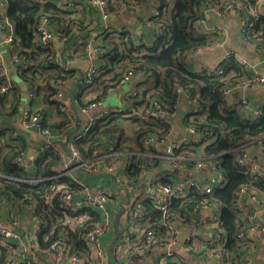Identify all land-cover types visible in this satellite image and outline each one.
<instances>
[{
  "label": "trees",
  "instance_id": "trees-1",
  "mask_svg": "<svg viewBox=\"0 0 264 264\" xmlns=\"http://www.w3.org/2000/svg\"><path fill=\"white\" fill-rule=\"evenodd\" d=\"M0 1L6 5V12L4 10L1 12V18L6 19L12 26L14 38L12 52L19 57L26 56L29 61L35 59V53L46 54L44 56L46 61L41 62V66L46 63V67L41 69L47 71L48 78L44 80L29 73L34 66L23 69L20 74L22 78L29 74L27 80L35 90L36 98L41 96L57 109V119L53 123H45V126L54 134L58 133L62 136L61 141H56L55 145L65 143V138L68 136V140L79 153L80 161L87 163L92 159L95 160V152L102 145L106 148L113 144L114 154L104 163L110 166L125 158L126 165L123 173L131 184L139 182L141 167H144L148 173L158 169L150 180L151 184L158 183L170 187L177 183L171 180V177L175 178L172 170L183 167L191 170L201 165L210 167L213 162H216L223 182L221 186H213L209 194L191 186L184 198L169 200L165 214L156 208L153 199L140 198L137 195L134 196V205L138 204L139 208L135 210L134 215L146 224L144 230H153L159 236L160 239L156 240L152 248L158 247L164 250L162 247L167 239L165 227L162 225L164 219H170L172 215H176L183 219L182 223H186L189 222L191 214L201 211L203 207H216L220 237L224 239L222 249L231 264L232 260L236 261V264H244L246 248L238 235L245 234L252 222L259 221L256 220L255 207L246 203L245 199L248 196L237 203V195L240 190L244 189L249 196L253 191L252 194L256 195L257 201L264 197V172L258 175L251 173L248 170L249 167L240 163L239 159L246 153L247 148L264 142V106L260 107L261 115L257 118L253 113L244 110L245 106L242 103L231 105L228 103V97L222 95L223 89L251 78H247L246 70L239 67L237 63L224 66L223 78L218 80L206 73L196 75L189 72L182 59L187 53L210 44L207 38L196 34L193 27L202 17L204 6L220 8L224 4L231 3L233 7L241 8L250 3V0H101L106 12H111L122 5H130L132 1L156 2L158 11L148 22L157 26L160 36L154 39L149 47L135 43L131 36L120 44L113 39L105 40L104 49L110 50L111 60L115 61L119 56L120 60L124 59L123 53L129 57L133 53H142L137 58L136 56L133 59L130 58V65L123 74L128 70L143 74L146 78V88L141 97L135 96L127 99V103L129 102L127 113H124L130 115L127 126L122 127L116 116L110 120H96L90 133L80 138H78V132L71 134L74 118L58 110L59 106L65 105L60 99H56L59 92L56 84L58 82L63 84L69 78L70 72L53 65L54 57L50 58L48 48L43 50L44 47L34 36V29L40 21L46 20L50 25L57 26L58 35L73 37L72 34L75 33L73 31L77 28L78 31L83 32L87 27L76 20V13L73 14L68 9V5L57 6L48 0L41 2L34 0ZM90 5L91 10L94 9L97 12L96 7L91 3ZM256 26L257 24L253 31ZM75 37L79 35L76 34ZM120 46H123L121 52ZM143 49L144 52H141ZM35 50L36 52L32 53ZM104 56L109 55L104 54ZM32 65L36 64L32 63ZM99 76L93 79V84L98 81ZM39 80L44 84L42 85ZM9 84L12 86L8 79L0 76V91ZM98 98L100 96L89 102H82L81 109H86L91 103L100 101ZM20 101L13 87L0 94V116L15 117L18 114ZM181 101L188 106L184 127L193 128L196 133L210 137V139L213 138V140L205 145H197L186 150L177 148L170 158H159L157 157L159 146L144 147L143 139L154 136L158 142L167 140L172 135L169 119L176 115L177 105ZM154 102L162 104V114L159 116L146 115ZM33 105L37 110V103ZM38 113L44 118L40 110ZM131 129L132 135H129V138L134 143L132 148L125 147L124 139L120 137ZM115 137H118L117 141L112 142ZM24 143L19 134L13 136L11 130H0V211L7 208L16 209L17 212V207L23 204L33 205V213L39 219L41 228L37 234L40 248H46L52 240H55L62 232H66L71 253L78 257H85L88 251L80 233L97 222L98 215L95 210L88 208L87 220L82 225L70 229L67 224H64V217L56 211L57 188L60 186L75 188L76 184L68 177L51 178L54 174L53 168L61 162L65 154L61 148L59 151L48 148L38 154L34 161L33 171H31L21 165L22 155L26 151ZM107 152L106 148L105 154ZM28 178L41 181L27 183L24 180ZM184 180L186 179L180 181ZM255 205L257 206L256 203ZM15 217L11 215V220ZM248 245L253 246L252 243L246 242V246ZM13 248L14 246L10 244L0 248V264H7L10 250ZM163 254L162 252L158 256Z\"/></svg>",
  "mask_w": 264,
  "mask_h": 264
},
{
  "label": "crops",
  "instance_id": "crops-1",
  "mask_svg": "<svg viewBox=\"0 0 264 264\" xmlns=\"http://www.w3.org/2000/svg\"><path fill=\"white\" fill-rule=\"evenodd\" d=\"M48 1L53 2L57 6L67 5V0ZM71 1H76L75 3H78V6L74 8L68 7V9H70L73 14L76 13V20L81 22L82 25L85 24L87 28L83 32L78 31V28L73 31L79 35L77 38L75 37V33L72 34L73 37H62L57 34V26L50 25L55 32V36L50 42L48 48L51 54L50 58L54 57L53 61L59 62L62 66L61 69H65L70 72L69 78L62 84L61 91L63 95L61 102L71 110L72 114L73 105L77 110L78 121L76 122L73 114L74 123L71 128V134L80 132L85 124L89 122L90 118L99 117L105 112L110 114V117L108 116V120L116 116L118 118V123H120L122 127L127 126V123L129 122L128 119L130 118V115L124 114L127 113V106L129 103H127V99L129 97H135L132 96V93L136 91L141 92L140 94H137L136 97H141L146 88V78L143 74L134 72L128 82L119 83L120 77L130 65V58L133 59L134 53L133 55L130 54L131 57L123 53L124 59L120 60L121 57L119 56L116 59L117 62L116 60H111L110 50L104 49V44H106L105 40L107 38L108 40L113 39L116 43L119 42L120 44L122 41L125 42L129 38L128 36L132 35L135 43L143 45V47H149L152 44V41L160 36V30L157 26H153L148 22L151 17L156 15L158 11V4L151 1L147 3L139 2L136 6L122 5L111 12H107L108 19L104 21L102 19L101 12L98 10L95 12L94 9L91 10L90 0ZM232 5L233 4L231 3L224 4L220 8L204 6L202 17L200 18L201 20L199 19L193 27L195 33L199 36L207 38L210 41V44L184 55L182 59L183 64L189 72L196 75H202L208 68L219 64L224 67L237 63L240 67L241 65L238 63V59L242 58L248 62L249 67L251 68L246 70L247 78L255 75L264 78V1L258 3L257 0H250V3L246 6H241V8L236 6L234 9H231ZM95 7L97 9V6ZM251 9H254L255 14H258L261 17L257 22L255 30L250 33L248 42H244L241 38L240 32L242 23L241 18L242 15L248 14ZM4 11L6 12V8ZM2 21L9 25L5 31H3V34L13 37L12 26L10 23L3 18ZM106 29H111V32H107ZM124 30H126V33L119 32ZM152 36L154 37L153 39ZM91 39L96 40L94 44L103 48V54H97L87 49V45L91 43ZM122 48L123 46L119 47L120 52ZM43 50H45V48ZM33 52H36V50L32 51V53ZM141 52H144V49ZM104 54L109 56L105 57ZM12 55H16V53H13L12 50L8 52L5 50L4 46H0V56L3 64L5 65L7 79L12 84L13 89L18 93L21 101L18 106V114L15 117L0 116V130L8 129L13 132H17L21 136L26 146V151L22 155L23 158H21L22 163L26 168L33 171L34 161L48 142L44 136H41L37 132H24L20 127L19 115L25 109V102L28 100V91L30 88H33L29 80H27L29 74L25 78H22L20 73L25 66H28V68L34 66L33 70H29V73H33L37 75L38 78H43L44 80L46 77L48 78L47 71L41 69H45L46 67V63L41 66V62L46 61V58H44L46 54L35 53V59L33 61H29L28 58L24 56V61H20L18 59L19 61L17 63H13ZM227 55L229 58H227ZM32 63L36 65H32ZM93 66L98 67L99 74L97 76H100L98 77V81L95 82L91 88H88L89 86L83 85V79L86 77L89 69ZM55 67L60 68L58 65H55ZM141 76L143 77L142 79H140ZM40 83L42 85L44 84L43 81H40ZM97 96H100L98 100H100L99 102H101V104L87 112H84V109H81V103L89 102ZM227 99L228 103L231 105L238 104V102L241 103L243 100H246L250 103L249 112H251V110L252 112L257 111L261 106H264V83L255 84L254 86H249L243 89L238 88L233 90ZM35 105L37 111L40 110L43 113V119L47 122L53 123V121L57 119V109H55L54 106H51V104L45 101V99L41 98V96L35 99ZM245 109L247 110L246 107H244V110ZM187 113L188 106L184 101H181L177 105L176 115L169 119L172 129L171 136L175 140L186 139V127H184V121ZM129 131L120 137L122 140L124 139L125 147L132 148L134 143L132 139L129 138V135H132V129ZM61 139L62 136L55 133L54 140L60 142ZM67 139L68 136L65 140ZM117 139L118 137H115L112 139V142L117 141ZM62 144L63 143H61V145ZM106 148L107 150L109 149L108 146ZM106 148H103L102 145V147L95 152L94 162L99 167V170L96 173L85 177V184L90 187L95 185L102 186L112 189L115 192L114 203L109 204L107 207L109 214L113 216V224L115 215L121 209L120 207L122 205L125 207V212L121 216H118V228L121 230V240L119 239L118 241V248H120V251H115L118 264H156L158 255L163 252V250L158 249V247L150 249L145 256H136L133 259H127L126 254L129 250L134 249V247L140 243L141 233L146 227V224L143 223L137 215H134V196L139 195L140 198H145L153 185L150 183V180L153 175L158 172V169L147 173V175H144L143 177L139 176V182L137 181L132 184L134 187L133 191L128 192L124 185H115L112 181L111 175L102 170V157L105 155ZM165 148L166 144L159 145L157 151L160 155L164 153ZM252 149L255 150L253 157H251V153H249ZM64 154L65 156H62L61 161L66 162L70 158V154L67 155L65 152ZM245 154L248 161L264 162V158L262 160L259 158L260 154L264 155V148L260 145L249 147ZM117 170L119 173H122L120 168ZM172 172L174 173L175 178L171 177V180L174 183L183 179L192 178L199 183L206 184L214 174L211 170V166L209 167V165H201L197 168V170L195 168L191 170H187L184 167L177 168L172 170ZM245 200H247L246 203H250L252 204L251 206L255 207L256 220L263 226L262 230H258L253 233V237L256 238L258 242L254 251L249 256L253 264H264V239L261 236L262 231L264 230V221L260 217L264 215V211L261 209L260 205L258 206V204L264 203V197L259 199L260 202H255L257 206L250 200V198H246ZM6 209L7 208L2 211L3 218H7ZM33 209L34 206L30 204H23L17 207V212L16 209H7L9 210L8 214H10V219L11 215L16 216L14 220H18V230L25 237V244L28 243V240L37 241V234L41 231L39 219L34 215ZM248 209L251 211L250 207ZM213 212V209H202L201 211L196 212L201 215V220L194 221L190 219L189 222L186 223H177L176 229L178 237L181 239L188 236H191L194 239L206 237L205 233L209 234V231L200 227L199 224L200 221L211 218ZM132 215L134 216L131 217ZM34 217L36 220L33 219ZM0 224L2 227H9V222L7 220H1ZM113 224L109 227L103 238V246L105 249L115 235ZM62 234L63 233L60 235ZM126 236L128 238L125 241L124 238ZM178 253L182 255L180 258H187L186 264H212L203 256L192 259L185 254L183 255L182 248H178ZM38 256L46 264H57L53 253H40ZM178 261L179 257H176L175 259L168 260L167 264H174V262L177 264ZM232 264H236V261L232 260Z\"/></svg>",
  "mask_w": 264,
  "mask_h": 264
},
{
  "label": "built area",
  "instance_id": "built-area-1",
  "mask_svg": "<svg viewBox=\"0 0 264 264\" xmlns=\"http://www.w3.org/2000/svg\"><path fill=\"white\" fill-rule=\"evenodd\" d=\"M41 1V0H34ZM44 1V0H42ZM92 5L97 6V10L101 12L102 19L106 21L108 19V14L104 9V3L101 0H90ZM264 0H257L258 3L263 2ZM67 5L70 8H74L78 6L76 1L67 0ZM60 4V3H59ZM138 3L136 1H132L130 5L136 6ZM6 8L4 2L0 1V33H1V45L5 47V50L10 52L12 50V42L14 38L10 35H4L3 31L9 26L6 22L2 21L1 12ZM235 7H231L234 9ZM203 13V12H202ZM260 15L255 14L254 9L249 10L248 14L242 15V23H241V38L244 42H248L249 35L253 31V28L257 24L260 19ZM201 20V19H200ZM107 32H111V29H106ZM122 33H126V30L119 31ZM129 33V32H127ZM34 36L37 38L39 43L44 46V48H49V44L55 36V32L50 26V24L46 20L40 21L34 29ZM154 37L152 36V39ZM131 39L133 37L131 35ZM93 42V43H92ZM96 40L91 39V43L87 45V49L89 51L95 52L97 54H102L103 49L94 44ZM142 53H134V57H139ZM227 58L228 55H227ZM24 61V57L12 55L13 63H17L19 60ZM238 63L245 69H251L246 60L240 58L238 59ZM55 65H58L60 68L62 67L59 62L54 61ZM28 66H25L24 69H27ZM205 73L210 77L216 78L218 80L223 78L224 69L221 64L215 65L213 67L208 68ZM99 74V70L97 66H93L89 69L86 74V77L83 79L84 86H91L93 84V79ZM134 71L128 70L126 71L119 80V83H126L130 80ZM0 76L5 77L7 79V75L5 72V65L3 64L2 58L0 56ZM264 83V78L260 76H252L247 81H242L235 85L229 86L222 90V95L228 97L229 94L238 88H247L249 86H254L255 84ZM12 86L7 85V87L3 88L0 91V94L5 93ZM56 87L59 88V92L57 93V100L62 99V84L57 83ZM140 91H136L132 93V96H137L140 94ZM28 100L25 102V109L19 115V122L22 131L24 132H37L41 136H44L47 139L46 146L40 151H45L48 148L53 149L54 151H59L61 146L55 145L56 140H54V133L45 126L47 123L43 117L40 116L33 104H35V90L30 88L27 93ZM249 111L250 103L246 100L241 102ZM101 102L96 101L91 103L84 112H87L96 106H99ZM59 110L73 117V114L70 109L65 106H59ZM162 104L158 102H154L150 109L147 111L146 115L150 116H159L162 114ZM257 118L261 115V109L252 112ZM108 112H105L103 115L90 118L89 122L85 124V126L78 132V138L81 136H85L90 133L95 125L96 120H106L110 116ZM109 116V117H108ZM186 132L190 133L192 137L199 136V139L196 137L193 139H181L174 140L172 143L166 145L165 151L163 154L157 155L159 158H170L172 152L179 149H188L190 147H195L197 145H205L213 140L210 137H205L204 135H200L196 133L193 128L186 129ZM17 132H13V136H17ZM169 139V138H168ZM168 139L165 141L158 142L156 137L148 136L143 139V146L149 147L154 145L166 144ZM261 147L264 148V142H261ZM252 147V146H251ZM67 152L70 154V158L68 161H61L56 167L53 168L54 174L51 179H59L62 177L70 178L75 184V188H69L66 186H60L57 188V197H56V211L60 215H62L65 219L64 224H67L70 229H73L74 226H80L84 221L87 220L86 211L87 209L95 210L98 215L99 220L94 222L90 227H87L80 233V237L82 241L85 243L88 254L85 257H78L75 254L71 253V247L68 242V234L66 232H62L63 234L52 240L49 245L42 249L40 248L38 242L36 240H28L27 244L24 243L25 237L18 230L19 223L18 220H11L10 214L6 209V217H2V211H0V222L1 220H7L9 222V227H2L0 224V248L7 246H14L10 251V255L8 258L7 264H46L38 255L40 253L52 254L55 257V261L57 264H106V249L103 246V237L110 226L113 224V216L109 214L107 207L109 204H113L115 200V192L112 189H108L102 186L95 185L90 187L85 184V177L96 173L99 170V167L92 159L91 161L85 163L80 161V156L78 151L73 146L72 142H67L66 144ZM248 149V148H247ZM114 145L111 144L109 146L108 152L102 157L103 163L109 157H111L114 153ZM19 161V160H18ZM21 162V161H19ZM240 163L246 164L249 167V171L253 174H261L264 172V162L257 161H248L246 154H243V157L239 159ZM22 166L23 163H21ZM126 165V159L119 160L110 166H107L105 163L102 167V170L112 177V181L115 185L120 186L124 185L125 189L128 192L133 191V185L127 181L125 178V174L123 173ZM25 167V166H24ZM26 168V167H25ZM120 168L122 173H119L117 170ZM198 167L195 169L197 170ZM211 170L214 172L212 177L207 181L206 184L199 183L194 179H186L184 181L177 182L173 184V186L167 187L160 184L152 185V189L145 196V198L153 199L154 205L158 210L165 214L167 212V203L171 198L180 199L184 198L188 193V188L194 186L195 188L201 190L205 194H209L212 190L213 186H221L223 182V177L221 172L219 171L218 164L213 162L211 164ZM148 172L144 167H141L140 177H143ZM27 183H36L41 181L40 179L28 178L24 180ZM253 192V191H252ZM249 194L244 191V189L240 190L237 195V203L244 197L250 198L251 201L257 202V198L255 194ZM260 202V201H259ZM135 210L139 208L138 204L135 203ZM261 209L264 211V203L260 204ZM213 209L214 212L212 217L203 221H200L199 226L205 230L209 231L205 233L206 237L201 239H194L191 236H188L184 239H181L177 235L176 224L183 221L182 218L176 215H172L170 219H164L162 221V225L165 227V234L167 235V239L165 240V244L163 245V255L158 256L156 260V264H167V261L170 259H175L179 257V261L177 264H186L187 258H180L182 255L178 253V248H182V254L188 256L189 258L196 259L199 256H203L205 259L209 260L212 264H231V261L226 257L224 250L222 249L224 239L220 237V228L218 226V211L216 207H208L205 206L203 209ZM9 215V217H8ZM36 220V218H33ZM262 225L258 222H252L249 226L247 232L245 234H239L238 238L242 239L245 244V252L246 255L244 257V264H253L249 254H251L255 246L258 242L256 238L253 237V233L258 230H262ZM128 236V233H127ZM125 237L126 241L128 237ZM120 239V238H119ZM159 236L153 232V230H143L140 237V243L134 247V249L129 250L126 254L127 259H133L136 256H145L147 252L156 244V240H159ZM121 240V239H120ZM246 242L252 243L253 246H246ZM120 248H118V244L116 246V252H119ZM38 254V255H37ZM172 262V261H171ZM176 264V262H174Z\"/></svg>",
  "mask_w": 264,
  "mask_h": 264
},
{
  "label": "water",
  "instance_id": "water-1",
  "mask_svg": "<svg viewBox=\"0 0 264 264\" xmlns=\"http://www.w3.org/2000/svg\"><path fill=\"white\" fill-rule=\"evenodd\" d=\"M0 46H1V37H0ZM142 78L143 77L141 76L140 79H142ZM71 100H72V98H71ZM179 113H180V111H179ZM73 114H74L75 120L77 122L78 121L77 110L75 109L74 105H73ZM195 137L197 139H199V136H195ZM185 138L186 139H191L192 135L190 133L186 132L185 133ZM174 140L175 139L172 136H170L169 139H168V142L166 143V145H168L169 143H172ZM67 141H68V139L66 140L65 143H63L61 145V149L63 150V152H65L67 155H69V153L67 152V148H66ZM254 152H255L254 149L249 151V153H251V157L254 156ZM259 158L262 160L264 158V155L260 154ZM120 208H121L120 211H118V213L115 215L114 224H113L114 225V230H115V235H114L113 239L110 241L109 245L106 248V259H107V263L106 264H118V261L116 259V253H115L116 246H117L119 238L121 236V230L118 228V226H119L118 216H121L125 212L124 205H122ZM260 217L264 221V215H262ZM200 218H201V215L199 213H194V214L190 215V219H192L194 221H199V220H201ZM261 236L264 239V230L262 231Z\"/></svg>",
  "mask_w": 264,
  "mask_h": 264
}]
</instances>
